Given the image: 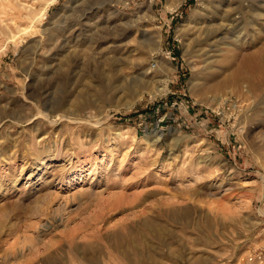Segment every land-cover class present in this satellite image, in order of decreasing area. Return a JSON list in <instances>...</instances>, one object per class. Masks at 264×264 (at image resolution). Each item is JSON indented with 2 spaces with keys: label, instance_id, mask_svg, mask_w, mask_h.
Listing matches in <instances>:
<instances>
[{
  "label": "rangeland",
  "instance_id": "rangeland-1",
  "mask_svg": "<svg viewBox=\"0 0 264 264\" xmlns=\"http://www.w3.org/2000/svg\"><path fill=\"white\" fill-rule=\"evenodd\" d=\"M178 1L0 0V264H264V0Z\"/></svg>",
  "mask_w": 264,
  "mask_h": 264
},
{
  "label": "bare ground",
  "instance_id": "bare-ground-1",
  "mask_svg": "<svg viewBox=\"0 0 264 264\" xmlns=\"http://www.w3.org/2000/svg\"><path fill=\"white\" fill-rule=\"evenodd\" d=\"M184 0H179L178 1V3L176 4V5H174V10L175 9H177L181 4H182V2H183ZM227 21V20H226ZM231 21V20H230ZM220 26V32L221 31H224V33H225V31L226 30H228L229 28H228V23L227 24H220L219 25ZM219 32V33H220ZM229 32V31H228ZM222 33V32H221ZM227 33V32H226ZM152 51V50H151ZM156 52H158V51H156ZM155 54H157V53H155ZM154 54V55H155ZM153 55V56H154ZM253 63H251V59H247V60H245L244 61V63H243V65H242V67H241V69H240V76H242L243 78H247L248 77V72H249V68L251 67V65H252ZM162 88V87H161ZM156 92H158V93H160V92H166L165 91V89H163V90H161V91H156ZM153 94H156L155 92L153 93ZM157 95V94H156ZM143 96H144V94L142 93V92H136V97L135 98H133V100L131 101V102H129L128 104H126V106H127V110H130L131 108H133L134 106H135V104L139 101V100H142L143 99ZM53 122V121H52ZM54 123V122H53ZM152 224V223H151ZM156 232H157V230H156Z\"/></svg>",
  "mask_w": 264,
  "mask_h": 264
}]
</instances>
